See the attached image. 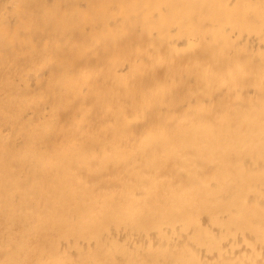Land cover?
<instances>
[{
	"label": "bare ground",
	"instance_id": "obj_1",
	"mask_svg": "<svg viewBox=\"0 0 264 264\" xmlns=\"http://www.w3.org/2000/svg\"><path fill=\"white\" fill-rule=\"evenodd\" d=\"M0 264H264V0H0Z\"/></svg>",
	"mask_w": 264,
	"mask_h": 264
}]
</instances>
